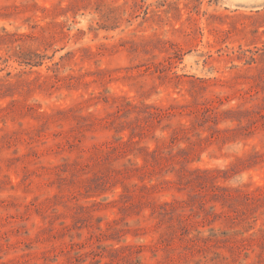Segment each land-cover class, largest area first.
Instances as JSON below:
<instances>
[{
    "label": "rangeland",
    "instance_id": "obj_1",
    "mask_svg": "<svg viewBox=\"0 0 264 264\" xmlns=\"http://www.w3.org/2000/svg\"><path fill=\"white\" fill-rule=\"evenodd\" d=\"M0 264H264V0H0Z\"/></svg>",
    "mask_w": 264,
    "mask_h": 264
}]
</instances>
